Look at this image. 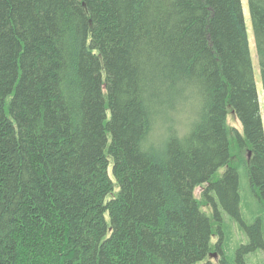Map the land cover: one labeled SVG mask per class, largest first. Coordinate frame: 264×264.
<instances>
[{"label":"trees","instance_id":"1","mask_svg":"<svg viewBox=\"0 0 264 264\" xmlns=\"http://www.w3.org/2000/svg\"><path fill=\"white\" fill-rule=\"evenodd\" d=\"M263 229L242 0H0V264H246Z\"/></svg>","mask_w":264,"mask_h":264},{"label":"rangeland","instance_id":"2","mask_svg":"<svg viewBox=\"0 0 264 264\" xmlns=\"http://www.w3.org/2000/svg\"><path fill=\"white\" fill-rule=\"evenodd\" d=\"M242 6H243V10H244V16H245V22H246V27H247V33H248V40H249V46H250V52H251V57H252V63H253V69H254V75H255V81H256V87H257V92H258V97H259V103H260V111H261V117H262V122H263V127H264V91H263V86H262V80H261V73H260V68H259V63H258V58H257V53H256V47H255V40H254V33H253V28H252V23H251V18H250V13H249V6H248V1L247 0H242ZM228 127L229 128H236L240 131H242V126L241 123L239 122V120L237 118H235V116L230 113L228 114ZM234 135L233 132H231V136ZM234 144V143H233ZM225 168L221 167L217 174L223 172ZM109 174L110 176L113 178V174H112V164L109 166ZM240 184L242 186H246L247 185V179L246 177H244L243 173L240 171ZM117 187V186H116ZM202 191L201 187H197L195 190L196 196L199 197L200 193ZM246 192L248 193V190L246 188ZM243 195H244V191H243ZM241 210L242 213H245L246 211V207L243 204H241ZM202 209L204 212H206L209 216H212V210H213V205L212 204H208L206 206H202ZM222 216H223V220H225V222L227 221H231V230L232 233H230V236L228 237V241H227V246L225 248V252L227 253V255L230 258L234 257V251L235 248H237L241 243H247L248 241V237L245 233V229L243 228V226H241V224H239L238 221L234 222L229 219L231 218L230 215L226 212L223 211L222 212ZM213 221V226L214 228L216 227L215 225V220ZM245 234L243 236L242 231ZM263 235H264V229H263ZM238 239V240H237ZM239 239H242L241 241ZM212 243H215L218 240V234L215 233L212 236ZM229 242V243H228ZM229 244V246H228ZM244 255V259H245V263L246 264H264V247H258L256 250L248 253V254H243Z\"/></svg>","mask_w":264,"mask_h":264},{"label":"water","instance_id":"3","mask_svg":"<svg viewBox=\"0 0 264 264\" xmlns=\"http://www.w3.org/2000/svg\"><path fill=\"white\" fill-rule=\"evenodd\" d=\"M212 255L214 256V257H216V253L214 252V253H212Z\"/></svg>","mask_w":264,"mask_h":264},{"label":"bare ground","instance_id":"4","mask_svg":"<svg viewBox=\"0 0 264 264\" xmlns=\"http://www.w3.org/2000/svg\"><path fill=\"white\" fill-rule=\"evenodd\" d=\"M249 48H250V46H249ZM251 53V52H250ZM215 258V257H214Z\"/></svg>","mask_w":264,"mask_h":264}]
</instances>
